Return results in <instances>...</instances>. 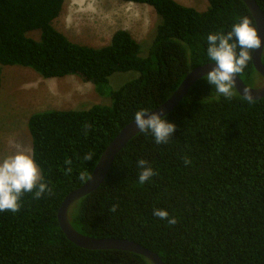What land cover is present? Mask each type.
<instances>
[{
  "label": "trees",
  "instance_id": "1",
  "mask_svg": "<svg viewBox=\"0 0 264 264\" xmlns=\"http://www.w3.org/2000/svg\"><path fill=\"white\" fill-rule=\"evenodd\" d=\"M63 1L0 0V65L28 67L44 78L75 74L109 101L29 115L31 149L53 191L40 200L26 193L18 213H0V264H152L132 251L71 242L59 226L58 207L85 182L80 173L89 176L136 111L154 109L193 67L210 62L209 33H226L252 15L243 0H207L202 11L176 0H123L147 4L158 16L143 53L126 29H117L99 47L69 40L53 25ZM255 1L264 13V0ZM261 61L264 65V49ZM128 70L138 75L111 88L110 76ZM238 76L248 86L261 79L252 61ZM234 93L225 99L198 79L163 116L177 127L168 143L156 144L150 133L131 137L102 183L69 207L73 228L133 240L163 264H264V96L249 104ZM85 122L93 125L87 135ZM87 152L93 160L83 159ZM141 158L157 173L143 185ZM65 159L73 162L67 175ZM114 203L118 208L112 212ZM154 208L178 222L168 225L153 215Z\"/></svg>",
  "mask_w": 264,
  "mask_h": 264
},
{
  "label": "rangeland",
  "instance_id": "2",
  "mask_svg": "<svg viewBox=\"0 0 264 264\" xmlns=\"http://www.w3.org/2000/svg\"><path fill=\"white\" fill-rule=\"evenodd\" d=\"M176 1L199 11L205 10L208 4L207 0ZM157 20L158 16L147 4L123 0H64L53 25L69 40L95 47L107 44L117 29H126L145 53ZM28 35L38 38L39 32L31 31ZM137 75L135 70L114 72L109 85L117 88ZM260 81L259 78L258 84ZM108 101L95 92L91 82L78 75L44 78L28 67L0 65V159L19 149H31L27 128L30 114L51 109H82Z\"/></svg>",
  "mask_w": 264,
  "mask_h": 264
},
{
  "label": "clouds",
  "instance_id": "3",
  "mask_svg": "<svg viewBox=\"0 0 264 264\" xmlns=\"http://www.w3.org/2000/svg\"><path fill=\"white\" fill-rule=\"evenodd\" d=\"M207 57L213 66L202 77L214 86L218 96L231 99L235 93L236 77L243 73L249 62L253 59V53L257 49L264 48L262 38L253 18L243 16L234 22L226 33L212 32L207 35ZM243 99L249 104L255 102L250 89L244 88ZM134 123L141 133H150L156 144H167L172 134L177 130L174 123L166 120L162 115L148 109H140L134 114ZM93 125L85 122L84 131L87 135ZM84 160H93V153L84 154ZM67 167L65 174L72 172V160L65 159ZM186 165H191V160L184 158ZM140 169L138 183L143 185L153 176L157 175L148 162L141 158L137 161ZM82 181L89 180L90 176L80 173ZM53 189L45 179L40 165L35 159L34 149H19L0 159V213H18L21 209L24 195L31 194L34 200H40L45 195H50ZM118 203L110 207L115 212ZM153 215L160 220H166L168 225H175L178 220L175 216H169L167 210L154 208Z\"/></svg>",
  "mask_w": 264,
  "mask_h": 264
},
{
  "label": "water",
  "instance_id": "4",
  "mask_svg": "<svg viewBox=\"0 0 264 264\" xmlns=\"http://www.w3.org/2000/svg\"><path fill=\"white\" fill-rule=\"evenodd\" d=\"M243 2L246 4L252 17L254 18L255 25L262 38V43H264L263 11L259 8L255 0H243ZM263 49L264 48L257 49L253 53L252 59L253 66L261 77L260 83L256 86H248L242 81L239 76L235 78V90L241 96L243 95L244 88L250 89L255 99L264 96V65L261 61ZM213 64L214 62H207L193 67L182 78L173 92L160 105L149 111H154L164 116L165 114L173 110L174 107L180 102V100L187 94L190 87L198 79L203 77L207 73V71L211 69ZM138 132L139 130L135 126L134 119H132L118 131V133L103 149L97 163L89 174L90 179L85 180L82 185L71 190L63 198L57 210V220L61 230L64 232L67 239L80 247L87 249H121L132 251L145 256L151 261L152 264H163L157 253L145 248L144 246L133 240L117 237L100 238L82 234L75 228H73L68 218L69 207L84 195L94 191L102 183L116 154L128 142V140Z\"/></svg>",
  "mask_w": 264,
  "mask_h": 264
},
{
  "label": "bare ground",
  "instance_id": "5",
  "mask_svg": "<svg viewBox=\"0 0 264 264\" xmlns=\"http://www.w3.org/2000/svg\"><path fill=\"white\" fill-rule=\"evenodd\" d=\"M70 77V76H69Z\"/></svg>",
  "mask_w": 264,
  "mask_h": 264
}]
</instances>
